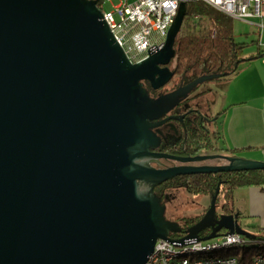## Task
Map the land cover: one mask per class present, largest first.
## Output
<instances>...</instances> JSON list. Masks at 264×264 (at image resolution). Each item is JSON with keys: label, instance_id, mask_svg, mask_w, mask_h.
I'll use <instances>...</instances> for the list:
<instances>
[{"label": "water", "instance_id": "water-1", "mask_svg": "<svg viewBox=\"0 0 264 264\" xmlns=\"http://www.w3.org/2000/svg\"><path fill=\"white\" fill-rule=\"evenodd\" d=\"M185 16L181 0L165 46L133 64L96 1L0 0V264H146L157 240H255L238 211L215 220L220 185L179 239L170 238L178 224L153 192L181 176L264 170L241 156L151 152L154 122L216 78L157 98L143 87L158 91L172 79ZM160 159L183 165H150ZM211 160L226 164L187 165Z\"/></svg>", "mask_w": 264, "mask_h": 264}, {"label": "trees", "instance_id": "trees-1", "mask_svg": "<svg viewBox=\"0 0 264 264\" xmlns=\"http://www.w3.org/2000/svg\"><path fill=\"white\" fill-rule=\"evenodd\" d=\"M98 7L102 10L100 3ZM234 27L235 22L231 17L201 0H186V16L175 41V56L168 66L173 72L168 84L169 90L176 89L181 84L185 86L202 76H216L205 82L206 85L224 82L236 75L242 65L264 54V50H261L255 56L246 58L244 51L249 44L236 40ZM143 87L152 98L158 93L147 84ZM214 139L199 129L194 131L187 144L186 154L194 156L203 151H222L238 155L235 150L217 147L215 141H219L220 137ZM220 181L218 200L229 202V206L233 207L235 190L255 188L259 192L264 191V170L182 176L163 183L162 187L169 190L174 184H181L186 186L189 194L211 196ZM249 218L251 217L240 215V219ZM184 220L187 226L194 223L191 219ZM245 227L253 233L255 240L248 243L246 241L243 247H238L242 250L231 257H235L239 264H255L254 257L257 255L264 260V227Z\"/></svg>", "mask_w": 264, "mask_h": 264}, {"label": "flooded vegetation", "instance_id": "flooded-vegetation-1", "mask_svg": "<svg viewBox=\"0 0 264 264\" xmlns=\"http://www.w3.org/2000/svg\"><path fill=\"white\" fill-rule=\"evenodd\" d=\"M146 84L149 85L148 82H143V86L144 85L146 86ZM167 85H165L163 88L158 90V93L153 98H157L160 95L175 90V89L173 90L165 89ZM180 86H184V85L181 84ZM215 90L216 88L210 87L209 85H206L204 83L197 86L190 94H188V96L185 99L181 100L174 109H172L169 113L161 117L159 120L155 121L154 123L157 126L152 128V132L155 133V135L159 138V144L158 147L154 150H151V152L156 154H167V155L182 156V157H194L197 155L239 156V154L234 155V154H230L229 152H222V151H212V152L203 151L194 156H189L186 154L187 144L189 143V140L193 137L194 131L198 129L201 130L203 133L209 135L211 138H213V140H215L214 138L217 137L219 138L218 129L221 123L222 110L215 109V104H216ZM207 95H211L212 99L209 100L207 103H205L203 102V100ZM160 122L162 124H160ZM215 143L217 147H220L219 141H215ZM223 164H226V162L223 160H211V161L195 163V164H187V165L218 166ZM150 165L155 169H166L171 167L182 166L183 164L174 161L160 159V160L151 161ZM221 182L222 181L218 182L217 185L221 186ZM162 185L163 184L156 186L153 192L161 200V204L166 207V210H167V206H166L167 203H171L174 200V197L171 196L172 192L174 193L175 191L181 189L189 196H194L196 198L200 196L208 197L209 205L212 196L215 194L214 193L211 196L204 194H196V195L189 194L186 191V186L183 187L181 184H174L169 190L167 188H163ZM229 205H230L229 202H225L217 199L216 202L217 207L214 217L215 220H218L221 215H234L237 213V210L234 206V201L232 204L233 207L232 206L230 207ZM208 208L209 206L200 208L201 210L200 213L194 217L183 216V217L172 218L170 216L167 217L166 215V218L168 220L176 222L179 227V232L170 234V238L172 239L183 238L186 235L185 231L191 226L195 225L197 222H199L207 212ZM184 219L194 220V223L190 226H187L186 220ZM239 221H240V225L244 229H247L245 227L246 225H243L242 223L243 220H239ZM214 227H216V225H213V227H207L206 229H204L202 232L199 233V237L204 238L209 236L212 233V229ZM223 234H225L224 230H220L216 233V235L218 236H222Z\"/></svg>", "mask_w": 264, "mask_h": 264}, {"label": "crops", "instance_id": "crops-1", "mask_svg": "<svg viewBox=\"0 0 264 264\" xmlns=\"http://www.w3.org/2000/svg\"><path fill=\"white\" fill-rule=\"evenodd\" d=\"M234 22L235 34L242 42L248 43L252 38L254 50L246 58L264 50V5L260 18ZM213 88H216L215 109L222 110L218 129L220 147L235 150L243 158L264 162V54L248 61L236 75ZM260 193L264 196V191Z\"/></svg>", "mask_w": 264, "mask_h": 264}, {"label": "built area", "instance_id": "built-area-1", "mask_svg": "<svg viewBox=\"0 0 264 264\" xmlns=\"http://www.w3.org/2000/svg\"><path fill=\"white\" fill-rule=\"evenodd\" d=\"M93 1L97 2V7L99 3L104 2V0ZM183 1L186 4V0ZM201 1L233 20L241 21L260 18L261 7L264 5V0ZM180 2L181 0H136L132 3L124 1L114 7L113 11L103 12L101 10V13L108 27L113 28L114 39L125 56L133 59V64H135L145 60L149 53L161 50L165 46L168 31L175 20ZM240 240L243 239L236 234L206 243L189 240L185 241L183 245L166 240H157L155 255L149 257L146 264L167 263V260H163V250L170 248L199 247L213 245L218 241ZM228 264H233V262Z\"/></svg>", "mask_w": 264, "mask_h": 264}, {"label": "rangeland", "instance_id": "rangeland-1", "mask_svg": "<svg viewBox=\"0 0 264 264\" xmlns=\"http://www.w3.org/2000/svg\"><path fill=\"white\" fill-rule=\"evenodd\" d=\"M132 3L135 0H104L100 3L102 5L103 12H111L114 10V7L118 6L122 2ZM238 29V24L236 25ZM181 30V29H180ZM180 33V32H179ZM256 38H254L255 40ZM238 42L244 41L240 36H236ZM252 42V38L248 39V43ZM254 46L250 45L245 49L244 56H248ZM216 83H208L210 87H213ZM165 89H169L167 85ZM212 99L211 95H207L203 102L207 103ZM212 163V162H210ZM174 200L171 203H167L166 215L172 218L176 217H194L200 213V208L209 206V199L206 196L194 197L186 194L182 189L172 192ZM264 196L255 188L250 189H238L234 192V206L237 211L243 212L247 216H250V219H242L243 225H252L253 227H264ZM241 248H233L225 250L223 256L231 257L236 253H239Z\"/></svg>", "mask_w": 264, "mask_h": 264}, {"label": "bare ground", "instance_id": "bare-ground-1", "mask_svg": "<svg viewBox=\"0 0 264 264\" xmlns=\"http://www.w3.org/2000/svg\"><path fill=\"white\" fill-rule=\"evenodd\" d=\"M113 34V28H109ZM126 58L133 63V59L126 56ZM139 191L144 189L139 187ZM246 241H218L213 245H205L199 247H183V248H170L163 250V260L166 262H153L150 264H239L235 257L223 256L222 252L232 248L243 247ZM155 255V246L153 253L150 257ZM234 259V260H233ZM255 264H264V260L260 255L254 257Z\"/></svg>", "mask_w": 264, "mask_h": 264}]
</instances>
